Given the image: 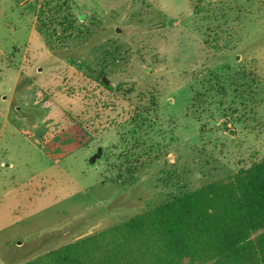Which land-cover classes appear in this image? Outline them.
<instances>
[{
    "label": "rangeland",
    "instance_id": "1",
    "mask_svg": "<svg viewBox=\"0 0 264 264\" xmlns=\"http://www.w3.org/2000/svg\"><path fill=\"white\" fill-rule=\"evenodd\" d=\"M43 1L0 0V264L264 159V0H70L56 50Z\"/></svg>",
    "mask_w": 264,
    "mask_h": 264
},
{
    "label": "trees",
    "instance_id": "2",
    "mask_svg": "<svg viewBox=\"0 0 264 264\" xmlns=\"http://www.w3.org/2000/svg\"><path fill=\"white\" fill-rule=\"evenodd\" d=\"M32 11L50 50L88 29L79 22L83 16L72 13L70 0H44ZM126 172L133 174L131 168ZM185 263L264 264V159L24 264Z\"/></svg>",
    "mask_w": 264,
    "mask_h": 264
},
{
    "label": "water",
    "instance_id": "3",
    "mask_svg": "<svg viewBox=\"0 0 264 264\" xmlns=\"http://www.w3.org/2000/svg\"><path fill=\"white\" fill-rule=\"evenodd\" d=\"M228 127H225L227 129ZM231 134L234 133V130L230 132ZM104 156V148L103 146H98L96 151L90 156L89 162L90 164L94 165L98 160H101Z\"/></svg>",
    "mask_w": 264,
    "mask_h": 264
},
{
    "label": "crops",
    "instance_id": "4",
    "mask_svg": "<svg viewBox=\"0 0 264 264\" xmlns=\"http://www.w3.org/2000/svg\"><path fill=\"white\" fill-rule=\"evenodd\" d=\"M68 119V118H67ZM70 122H74V120H70ZM76 135H77V142L79 144H82V142L84 141L83 140V137L86 135L85 133H82V130L80 128V126H78L77 124V131H76ZM110 183H114L116 184L117 186H120L119 182H117L116 180H110L109 181ZM137 183H139L138 181L137 182H133L131 185H127V186H134L136 185ZM115 211V210H114ZM107 214V213H105Z\"/></svg>",
    "mask_w": 264,
    "mask_h": 264
}]
</instances>
